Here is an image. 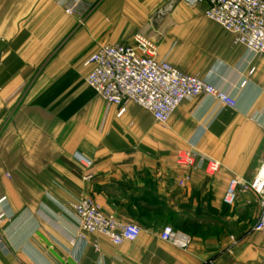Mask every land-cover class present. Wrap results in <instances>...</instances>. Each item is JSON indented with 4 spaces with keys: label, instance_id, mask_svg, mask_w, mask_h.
Listing matches in <instances>:
<instances>
[{
    "label": "crops",
    "instance_id": "obj_1",
    "mask_svg": "<svg viewBox=\"0 0 264 264\" xmlns=\"http://www.w3.org/2000/svg\"><path fill=\"white\" fill-rule=\"evenodd\" d=\"M85 2L80 21L56 0H0V196L8 207L0 264H264V232L253 230L259 195L248 189L232 206L222 202L229 179L250 181L264 159V56L208 18L180 17L203 14L206 0ZM137 34L236 106L184 100L166 125L132 102L117 114L85 84L83 61L101 44L133 45ZM183 149L220 169L210 176L179 166ZM80 196L137 223V239L114 245L89 234L75 261L69 204ZM164 225L186 228L188 246L161 240Z\"/></svg>",
    "mask_w": 264,
    "mask_h": 264
},
{
    "label": "built area",
    "instance_id": "obj_2",
    "mask_svg": "<svg viewBox=\"0 0 264 264\" xmlns=\"http://www.w3.org/2000/svg\"><path fill=\"white\" fill-rule=\"evenodd\" d=\"M203 15L216 22L223 30L232 34L234 42L242 45L255 55L264 56V0H206ZM67 14H76L82 21L89 8L85 0H56ZM133 45L121 43L101 44L83 61L89 71L84 82L104 102L118 106L117 114L125 110V104L132 102L148 111L161 125H166L170 116L181 102L198 97H207L218 105L235 107L236 99L212 83L196 74H188L165 58L158 55L157 46L143 35H135ZM245 84V80L241 85ZM74 158L85 167L91 160L76 153ZM179 166L202 168L207 175H214L221 163L194 149H183L177 154ZM91 177L90 173L84 176ZM189 175L178 183L185 184ZM248 189L260 197L261 211L253 230L264 232V159L250 181H240L231 177L227 182L222 202L232 206L239 191ZM70 216L74 223L71 242L75 247L71 252L76 261L87 243V235L104 236L114 245L137 239L141 232L135 222H123L114 214L104 212L90 196H80L69 204ZM8 218L6 197L0 196V222ZM159 238L176 247L186 248L190 243L189 234L164 225ZM97 248V243L94 244ZM0 246L2 241L0 239ZM264 261V251L260 255Z\"/></svg>",
    "mask_w": 264,
    "mask_h": 264
},
{
    "label": "rangeland",
    "instance_id": "obj_3",
    "mask_svg": "<svg viewBox=\"0 0 264 264\" xmlns=\"http://www.w3.org/2000/svg\"><path fill=\"white\" fill-rule=\"evenodd\" d=\"M180 17L185 18V19H206L207 20V18L202 14V8H201V10L194 12V14L183 15ZM202 224H204V222H202ZM191 229L195 230V227H192ZM203 230H204V228H202V226H201V228L198 229V231H200L199 233H203Z\"/></svg>",
    "mask_w": 264,
    "mask_h": 264
},
{
    "label": "water",
    "instance_id": "obj_4",
    "mask_svg": "<svg viewBox=\"0 0 264 264\" xmlns=\"http://www.w3.org/2000/svg\"><path fill=\"white\" fill-rule=\"evenodd\" d=\"M186 2L192 4L193 2H195L196 0H185Z\"/></svg>",
    "mask_w": 264,
    "mask_h": 264
},
{
    "label": "trees",
    "instance_id": "obj_5",
    "mask_svg": "<svg viewBox=\"0 0 264 264\" xmlns=\"http://www.w3.org/2000/svg\"><path fill=\"white\" fill-rule=\"evenodd\" d=\"M182 231H186V228H180Z\"/></svg>",
    "mask_w": 264,
    "mask_h": 264
}]
</instances>
